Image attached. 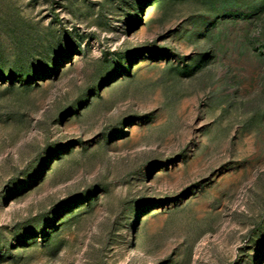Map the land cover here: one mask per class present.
<instances>
[{
  "label": "rangeland",
  "instance_id": "rangeland-1",
  "mask_svg": "<svg viewBox=\"0 0 264 264\" xmlns=\"http://www.w3.org/2000/svg\"><path fill=\"white\" fill-rule=\"evenodd\" d=\"M0 264H264V0H0Z\"/></svg>",
  "mask_w": 264,
  "mask_h": 264
}]
</instances>
